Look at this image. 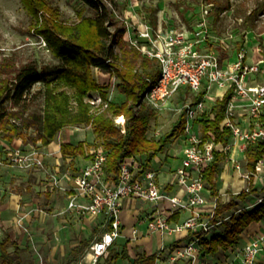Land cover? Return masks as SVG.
<instances>
[{
	"label": "trees",
	"instance_id": "16d2710c",
	"mask_svg": "<svg viewBox=\"0 0 264 264\" xmlns=\"http://www.w3.org/2000/svg\"><path fill=\"white\" fill-rule=\"evenodd\" d=\"M80 1L89 6L94 15L87 16L80 11L79 22L68 24L62 20L60 8L50 0H21L35 22L31 30L44 38L48 48L63 62V66L55 73H50L47 67L39 68L35 63L17 67L10 58L0 63V136L5 142L21 139L24 145L41 143L48 146L64 129L83 125L93 127L96 139L101 141L106 152L107 176L118 182L121 165L130 157H137L144 168H153V161L164 153L170 142L183 133L186 111L181 112L168 133L159 139L148 137L150 119L149 114L144 112L147 108L143 99L150 85L159 79V63L157 59L143 55L125 39L127 26L118 19L116 0ZM207 1L213 5L210 19L219 18L230 7L229 0ZM149 23L156 28L157 16L154 15ZM243 48L242 40L238 49ZM93 68L111 72L118 78L117 88L125 97L122 103L109 101V91L96 80ZM38 83L44 86V107L41 112H29V95ZM233 92L232 87L217 101L213 108V119L200 121L204 133L210 132V137L217 143L227 144L231 139L232 130L229 127L222 129L221 124L226 118ZM91 93L99 94L108 102L107 113H92L87 101ZM204 96L205 92L200 93L195 101ZM121 115L126 118L125 134L115 124V117ZM30 129L34 130V134L28 132ZM95 146L85 141L77 144L63 142L60 144V153L64 158L83 157L90 160L92 156L89 149ZM263 152V144L247 149L248 171L254 172ZM226 158V153L216 152L214 161L203 173L212 197L217 199L212 222L222 228L199 239L203 264L209 256L218 259L214 264H226L231 252L240 245L245 229L264 219V200L253 210H239L238 201L245 202L251 196L260 194L253 176L247 182L249 192L229 193V201L222 200L218 177ZM188 238L189 241L193 239L192 235ZM126 241L121 251L115 248L114 243L108 253H112L111 260L131 259ZM23 252L24 249L10 236L0 239V264H23ZM157 260L158 253L148 255L138 252L132 264H157ZM259 264H264V259Z\"/></svg>",
	"mask_w": 264,
	"mask_h": 264
},
{
	"label": "built area",
	"instance_id": "2783aa9c",
	"mask_svg": "<svg viewBox=\"0 0 264 264\" xmlns=\"http://www.w3.org/2000/svg\"><path fill=\"white\" fill-rule=\"evenodd\" d=\"M209 14L210 8L206 5L189 33L174 28L164 30L158 25L154 28L145 20L134 25L124 19L127 26L125 38L129 44L148 58L157 59L160 66L159 79L145 92L144 103L155 110H164L171 108L173 98L179 96L182 99L180 114L186 111V125L180 135L184 157L181 165L171 171L169 183L178 187L181 194L163 188L157 171L144 168L137 157L126 159L120 168L119 181H112L106 173L105 150L94 149L88 164L76 175L73 187L69 189L67 204L68 211L79 215L105 217L107 230L91 246L88 255L91 264H98L100 259L106 257L122 236L121 215L128 199L141 200L153 206L146 211L142 220L147 223L149 232L161 235L184 233L193 237L175 248L161 249L157 264H203L199 239L213 234L217 227L212 222L217 199L212 198L203 173L214 161L216 152L230 154L234 168L246 183L242 191L249 192L247 182L251 176L255 185L260 179L263 193L260 191L255 197L258 205L264 200V152L254 172L248 171L247 166L244 169L241 164L244 160L247 165L246 151L250 146H264V84L252 82L261 70L260 63L244 66L247 55L242 50L233 67L227 69L215 50L219 44L211 31ZM101 74L114 75L111 72ZM232 87L234 92L221 124L222 129L229 127L232 130L231 139L227 144L217 143L210 137V132L204 133L199 120L206 118L203 115L208 113L210 105H216L209 99L211 92L223 89L226 93ZM189 91L195 97L202 92H205V96L199 101L190 102L187 101ZM90 102L96 109L100 105L104 109L108 106V102L98 95H90ZM120 118L118 123L124 127L125 119L123 116ZM209 118L214 116L211 114ZM236 152L243 154V158L232 155ZM11 157V163L18 167H45L41 156L34 150L23 152L18 149ZM177 213H185V219L173 221L172 217ZM138 235L135 229L133 239H137ZM231 254L235 258L227 264H259L264 259V231L242 248L236 247Z\"/></svg>",
	"mask_w": 264,
	"mask_h": 264
},
{
	"label": "rangeland",
	"instance_id": "374dc122",
	"mask_svg": "<svg viewBox=\"0 0 264 264\" xmlns=\"http://www.w3.org/2000/svg\"><path fill=\"white\" fill-rule=\"evenodd\" d=\"M50 1L60 8L62 20L68 24L79 22L78 13L80 11H83L87 16L94 15V11L80 0ZM116 1L115 10L121 22H124V19L134 25L143 20L150 22V19L155 15L159 27L164 30L174 28L185 33L192 31L206 5L210 10L213 6L207 0ZM229 5V9L219 18L212 17L210 19V27L219 44L215 50L220 54L227 69L233 67L238 60V54L244 50L247 55L244 66L260 63V67H262L259 74H256L257 78L252 82L264 84V0H229ZM34 24L35 22L27 13L21 0H0V63L10 58L17 67L26 63H35L39 68L47 67L50 73H55L62 68L63 62L54 56L44 38L31 30ZM242 40L244 41V48L239 50L238 45ZM93 72L96 80L109 91V101L122 103L125 100L124 95L117 88L119 80L115 75L104 76L101 74L104 72L97 68H93ZM223 93V89L212 91L210 100L216 103ZM91 95L93 97L99 96L97 93H91ZM194 100L195 94L189 91L187 101L193 102ZM87 101L95 115L107 113L106 108L104 109L101 105L96 109L91 104L90 97L87 98ZM28 103L29 112H41L43 110L44 86L42 84L38 83L33 87ZM181 104L182 99L176 96L172 100L171 108L168 109L155 110L146 105L147 109L144 112L149 114L150 119L147 132L149 138L159 139L171 130L172 124L180 115ZM121 116L115 117V124L121 128V133L125 134V125L123 127L118 123ZM124 119L126 123V118L124 117ZM28 132L34 134L33 129ZM81 132L84 133L83 140H80ZM177 140L183 142L181 136ZM0 141L5 142L1 136ZM54 141L60 144L63 142L77 144L80 141L95 144V147L89 149V154L96 148L104 149L101 141L96 139L93 127L85 125L64 129ZM45 148L41 143L19 148L23 152L37 151L45 165L44 168L38 166L23 168L11 163V156L18 149L0 147V158L2 159L0 185L6 183L10 190L22 194L23 197L25 194L29 196L25 188L29 184L28 176L32 175L36 179L35 189L41 192L39 200L37 198L34 201L32 197L21 200L16 217L17 221H13V225L6 227L5 233L4 228L0 229V237L3 239V234L13 235L12 237L15 238L18 245L25 249L24 264H78L80 262L91 264L88 255L94 241L101 237L103 218L95 219L96 217L91 218L68 210L63 212L69 200V189L73 187L75 169L72 163L64 158L61 153L54 155V153L46 152ZM169 150L172 151L171 154L166 153ZM173 150L169 143L164 153L157 157L160 161H157L156 158L152 165H164L165 156H168L170 160L165 166L170 167L172 165L174 169L176 163L172 164ZM177 155L181 157L179 153ZM227 162L231 165V169L227 170L225 167L224 172L218 177L219 193L224 201H228L229 193L237 194L243 190V188L236 190L231 183L228 186V180L231 182L233 179H242V177L233 168L231 160H227ZM245 163L244 160L241 163L244 169L246 168ZM5 177L6 182H4ZM10 179L12 180L11 183ZM258 182L256 187L261 191L260 179ZM212 198L214 199V197ZM256 199L255 196H251L245 202L238 201L239 210H253L258 205ZM216 229L217 232L222 230L220 226ZM121 241L123 242V239ZM241 244H244L242 239ZM140 245L132 246V250L129 252L131 259L113 261L111 260V253L108 258L101 259L99 262L100 264H132V259L136 253L141 252L142 246ZM122 247L123 245H120V251ZM200 258L203 257L200 255ZM205 261L204 264H214L218 262V259L209 256L206 257Z\"/></svg>",
	"mask_w": 264,
	"mask_h": 264
},
{
	"label": "crops",
	"instance_id": "0c3cea01",
	"mask_svg": "<svg viewBox=\"0 0 264 264\" xmlns=\"http://www.w3.org/2000/svg\"><path fill=\"white\" fill-rule=\"evenodd\" d=\"M255 77L257 78V76H254V78ZM213 91H215V89ZM225 94L226 93L224 92L222 94V96L217 99V101L222 99ZM211 97H212V95L210 96V98ZM217 101H216V104H217ZM215 106L210 105L209 106L210 109H209L208 113L203 115V117L205 116L208 119L209 115L212 114L214 116L213 108ZM209 119H213V118H209ZM200 121L201 120H199L200 126L203 129V123ZM80 136H81L80 140H83L84 135H80ZM69 138H71V137H69ZM177 139L178 138H176L175 140L170 142V145L174 149L173 150L174 155L172 156V161H173L172 164L174 162L176 163V165L174 166L175 168L173 169L172 165H170V167L165 166L166 164H168L167 161L170 160V157H168V156H165L166 162L164 165L163 164H161V166L156 165V166H153V168L157 171L159 182L161 183L163 188H167L171 193L177 192V193L181 194V191L179 190L178 187H174V186L169 185V183L171 182V175H170L171 171H174L175 169H177L181 165V161L184 157V155H183L184 144H183V142L182 143L180 141L178 142ZM2 146H6L7 148L19 149V148H22V146H26V145H24V143L21 139H15L12 142H8V143L0 141V147H2ZM44 148H45L46 152L48 151L50 153H54V155H57V153H60V143H57L55 141L52 142L48 146H44ZM171 152L172 151L169 150L166 153L171 154ZM178 153L180 154L181 157H179L177 155ZM232 155L236 156L237 158H240V159L243 158V154H241L239 152H236V154L233 153ZM230 158L231 157H228V154H227V158L225 159L226 161L224 160V162L221 165L219 176L224 172L223 169L225 167L227 170L231 169V165L228 164V162H227V160L230 161ZM67 160L72 163V165L75 169V177L89 162V160L85 161V159L83 157L67 158ZM157 161H160V160L157 158ZM232 166L234 168V165H232ZM28 179H29V184L25 188V191L27 193H29V196H27V194H25V196L23 197L22 194H19L17 192L10 190L9 188H7L9 186H7L6 183L0 185V229L4 228L3 229L4 233L6 232V229H7L6 227L13 225V221H15L17 219L16 217H17V214H18L19 209H20L21 200L23 198L28 199V197H32L34 199V201H36V199L38 198V200H39V197L41 196V192L37 191L35 189L36 186L34 187V184H36L35 183L36 179L34 177H32V175L28 176ZM4 182H6V177L4 179ZM11 182H12V180L10 179V183ZM228 182H229L228 186L231 183V184H233V186L235 187L236 190H241L246 184L242 179H239V178H237L235 180L233 179V181H231V182L228 180ZM257 183H259V182H257ZM228 201H229V199H228ZM225 202H227V201H225ZM28 204H30V202H28ZM67 204H68V201L66 203V206H67ZM152 207H153L152 205H150L148 203H144L141 200L128 199L125 201L124 208H123L122 215H121V233H122V236L119 239H117V242H115V245H116L115 248L116 249H118L120 251V245H123L125 243V240H128L129 242H127V244H125V245L127 246V249L129 250V252H130V250H132L133 245L137 246V245L141 244L140 245V246H142L141 252H145L146 254L151 255L153 253H158L163 248H166V249L175 248L179 244H183V243L189 241L188 240L189 236H186V234H184V233L161 235L159 233L149 232V230L147 228V223L143 222L142 220L145 216L146 211L150 210ZM66 208L67 207H65L63 209V212H65L67 210ZM98 217L103 218V221H102L103 222L102 234H103L107 230V222H106L104 216L101 215ZM98 217H96L95 219H98ZM173 217H176V218H173ZM173 217H172L173 221H181V220L185 219L186 214L185 213H177ZM135 229H137L139 232L137 239H133V232ZM263 231H264V219L259 223H254V224L250 225L248 228L245 229L244 233L242 234V240H244V244H241L238 247L242 248L250 239H252L254 236L262 233ZM5 236H10L13 240H15V238L12 237L13 236L12 234H10V235L9 234H5V235L3 234V238ZM0 239H1V237H0ZM122 239H123V242L121 241ZM20 248H22V247H20ZM22 249H24V248H22ZM24 252H25V249H24ZM24 252H23V254H24ZM23 254H22V259H23ZM108 255L106 257H103L102 259L103 260L106 259L108 257ZM233 258H235V257L233 254H231L230 257L228 258L227 262H229V260L230 261L233 260ZM227 262H226V264H227ZM23 264H24V261H23ZM98 264H100V262H98ZM177 264H186V263L178 262ZM235 264H239V262H236Z\"/></svg>",
	"mask_w": 264,
	"mask_h": 264
},
{
	"label": "bare ground",
	"instance_id": "6f19581e",
	"mask_svg": "<svg viewBox=\"0 0 264 264\" xmlns=\"http://www.w3.org/2000/svg\"><path fill=\"white\" fill-rule=\"evenodd\" d=\"M82 133V132H81ZM81 135H84V133H82Z\"/></svg>",
	"mask_w": 264,
	"mask_h": 264
}]
</instances>
